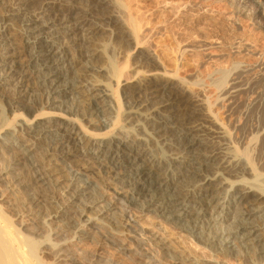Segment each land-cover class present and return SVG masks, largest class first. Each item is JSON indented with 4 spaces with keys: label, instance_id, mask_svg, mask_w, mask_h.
Masks as SVG:
<instances>
[{
    "label": "bare ground",
    "instance_id": "obj_1",
    "mask_svg": "<svg viewBox=\"0 0 264 264\" xmlns=\"http://www.w3.org/2000/svg\"><path fill=\"white\" fill-rule=\"evenodd\" d=\"M91 1L111 9L104 17L116 18L122 29L95 21L76 0H0V33L6 36L0 38L7 41L5 50L0 42V158L9 159L0 180L9 178L8 192L23 194L33 229L44 218L59 222L46 241H60H43L40 252L54 245L55 263L73 264L59 229L83 241L92 232L81 226L108 217L132 236L137 254L156 262L134 229L137 212L185 232L227 262L264 264V151L252 164L242 150L245 138L231 137L210 109V95L188 89L176 70L158 64L138 8L126 0ZM234 1L262 23L254 1ZM107 40L117 55L109 73L102 51ZM197 43L209 48L217 42L183 37L178 55ZM149 61L156 66L138 69ZM236 79L225 91L230 97L239 92ZM169 81L189 91L199 122L181 123L175 102L159 98ZM0 192V264H40L34 248H27L29 231L2 210L13 207ZM73 207L102 217L77 222ZM116 212L121 223L113 219Z\"/></svg>",
    "mask_w": 264,
    "mask_h": 264
},
{
    "label": "rangeland",
    "instance_id": "obj_2",
    "mask_svg": "<svg viewBox=\"0 0 264 264\" xmlns=\"http://www.w3.org/2000/svg\"><path fill=\"white\" fill-rule=\"evenodd\" d=\"M126 1L140 11L149 47L155 48L159 54L158 64L168 70H176L188 89L201 88L210 95V109L221 120L231 137L245 138L242 150L249 155V160L254 164L256 152L264 151L262 134L264 131V19L262 23H259L258 19L252 20L248 13L239 10V5L234 0ZM252 1L264 15V0ZM76 2L82 8L88 7L89 16L93 19L95 16V21L101 18L100 22L107 24L105 27L114 25L113 27L122 29V24L116 18L111 17L109 21L105 18L112 14L111 9L98 6L99 4L95 5L91 0H76ZM0 35V37H6L3 33ZM183 37H205L217 43L210 45L209 48L197 43L191 47L190 51L178 55L181 47L180 40ZM0 39L5 50L7 41L5 38ZM145 48H140L138 54L145 55ZM102 51L105 56L104 66L109 73L117 63V55L112 51V43L108 40L104 42ZM154 63L156 62L149 61L148 65L138 66V69L153 67ZM245 65L248 68L245 69ZM235 78L237 81L240 80V89L230 97L225 94V91ZM166 85L167 88L159 98L175 102V109L181 123L199 122L198 116L192 114L194 106L188 101L189 91H183L182 87H178L174 81H169ZM44 110L51 111L49 107H45ZM251 125L256 126L258 130H251ZM240 145V142L236 144L238 150ZM3 156L2 159L0 158V169L4 164L9 163V159ZM23 175L26 179L30 177L28 172H24ZM6 178L0 180V191H3V201L7 205L10 204L13 210L10 208L2 210L6 215L8 214L12 222H21L27 232L29 231L27 248H34L40 264H56L52 257L55 251L54 245L52 249L47 248L45 254L40 251L45 250L42 244L49 238L50 229L56 225L59 226V222L46 220L49 224L45 225L44 218L43 223L37 224L39 227L33 229L30 224L32 215H29L25 201L21 199L23 194H17V192L15 194L13 189L8 192L10 180ZM64 210L69 209L64 208ZM80 210L81 208L76 207L69 210L77 222L80 219L86 220L88 216L102 217L92 208H86V212L82 215L79 214ZM112 216L117 220L114 219L115 222H122L120 213L116 212ZM132 216L134 229H139L142 233L141 237L148 241L144 244L147 253L145 255H152L157 259L156 262L150 263L147 256L137 254L132 236L123 226L113 225L108 217L101 221L88 220L87 225L81 226L83 230L92 232L91 237H88V234L84 235L86 239L83 241L74 240L75 236L60 228L59 233L62 230L66 239L63 249L75 257L73 264H94L91 262L94 259L100 260L96 264H193L192 259L203 264H212L210 261L213 260L221 264H237L235 261L227 262L213 255L185 232H178L148 214L141 215L136 212ZM31 219L34 221L33 216ZM88 227L91 228L88 229ZM95 229L98 230L97 233ZM156 236L158 238H155ZM59 239L54 238L51 242H58ZM158 239L164 242L165 249L158 248L159 243L156 242ZM109 240H112V243ZM51 242L46 241V243ZM168 255L180 260H172Z\"/></svg>",
    "mask_w": 264,
    "mask_h": 264
}]
</instances>
